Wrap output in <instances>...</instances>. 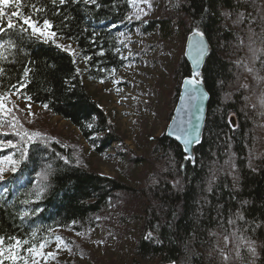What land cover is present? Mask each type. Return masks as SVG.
<instances>
[{"label": "trees", "instance_id": "trees-1", "mask_svg": "<svg viewBox=\"0 0 264 264\" xmlns=\"http://www.w3.org/2000/svg\"><path fill=\"white\" fill-rule=\"evenodd\" d=\"M150 2L153 8H158V16L139 22L128 19L132 6L129 0H96V4H84L81 0L63 6L53 5L51 0H24L26 13L32 12L33 4L44 9L35 18L50 20L52 30L57 33L54 38L71 45L74 53L57 48L51 41L45 43L43 38L32 37L30 33L10 34L18 48L6 53L7 60H0V67L4 69L0 75V91H8L23 80L27 67L29 82L23 91L31 96V104L66 121L94 154L104 155L110 144L122 140L109 116L87 91L84 80L95 83L112 80L129 60H134V52L126 55L132 33L147 36L156 32L161 39L182 33L184 39L198 26L205 32L210 47L199 77L209 93V101L202 143L193 149L195 165L185 161L181 147L163 133L152 140L149 176L156 182L146 189L128 186L77 165L71 150L62 142L51 140L45 146L42 141H36L17 171H6L5 179L0 181V236L32 242L47 239L51 243L60 232L62 235L76 231L78 223L107 211V201L119 191L135 199L142 198V229L153 233L151 239L143 234L137 239L132 264H225L217 252L222 238L236 228L240 229L237 235L256 241L258 257L253 264H264V156L247 155L264 115V81H258L256 73H252L254 78L239 62L254 65L261 77H264V65L260 60H251L252 54L246 46L248 25H234L232 19L224 20L220 15L227 7L224 0ZM255 2L257 8L264 7V0ZM255 30L260 31L259 27ZM241 39L244 45L240 44ZM255 47L264 58V44L258 41ZM173 75L180 79L178 95L181 80L190 75L183 56ZM238 78L245 80L249 87L231 88ZM45 104L47 109L43 107ZM172 110L173 107L170 116ZM230 113L236 117L235 130L227 123ZM19 120L24 122L20 117ZM0 131L9 133L0 135V143L9 140L20 143L19 137L7 127ZM8 155L20 159L17 148L0 149V157ZM49 165L51 172L41 182L40 174ZM174 180L180 182L179 188L172 186ZM210 181L211 193L207 191ZM244 201L247 204L242 206ZM25 211L29 212L28 216H23ZM237 211L243 212L247 223L237 221L231 230L233 225L227 220L234 218ZM255 225L261 227L255 232L248 230ZM209 234L212 238H208ZM229 247L234 252L235 247ZM212 248L216 259L221 261L207 256ZM240 251L245 260H238L237 264H248L249 254L243 248Z\"/></svg>", "mask_w": 264, "mask_h": 264}, {"label": "rangeland", "instance_id": "rangeland-1", "mask_svg": "<svg viewBox=\"0 0 264 264\" xmlns=\"http://www.w3.org/2000/svg\"><path fill=\"white\" fill-rule=\"evenodd\" d=\"M137 2L139 3V0ZM139 8L147 11L148 15L141 14V18L136 19L137 8L132 5L130 11L132 20L146 22L159 14L157 7L149 9L146 4L139 3ZM187 35L184 39L182 33L180 36L173 35L161 39L156 32L147 36L132 33L126 55L134 52L132 55L134 60H129L112 80L100 83L84 80L87 91L99 102L122 140L120 143L110 144L104 155L94 154L73 126L46 113L42 107L31 104V112L34 115L30 116L26 102L14 96H11L9 106L18 105L20 111L16 115L24 120L21 124L25 129L30 132H40L50 138V141L64 143L65 147L71 150L75 162L79 161L77 165L85 166L105 177L120 180L128 186H145L147 189L156 182L154 177L149 176L152 170L149 164L152 140L165 132L171 117L169 113L171 108L175 107L178 97L176 89L180 79L173 73L178 60L184 54ZM54 40L56 44L69 45L56 38ZM71 50L74 53L72 46ZM252 75L254 77V74ZM245 83V80L240 81L238 78L233 85L235 87L231 88H241L240 85ZM262 87L263 85L260 86ZM228 117L236 119L233 113ZM252 144L247 149L248 157H263L264 115ZM42 180L46 179L41 178V182ZM143 202L142 198L135 199L127 193L116 191L107 201L109 207L107 211L105 209L92 215L84 223H78L76 231H71L69 234L62 233L65 234V238L61 232L56 235L63 238L71 251L58 249L56 236L52 239L44 251L55 253V257L48 259L47 264H132L135 262L133 261L134 245L137 239L141 234L146 237L151 233L143 232L142 229ZM235 226L233 225L231 230H234ZM231 233L232 231L227 235ZM151 234L153 237V233ZM224 237L217 256L222 259L221 250H223L233 256L229 264H237L238 260L234 258V252L229 247V245L235 247V243L226 244ZM208 238H212L211 234ZM207 239L204 244H207ZM210 251L207 256L218 261L214 248ZM204 256L206 257V254ZM204 256L201 258L205 259ZM254 261L255 259L253 260L249 255L248 264L249 262L253 264Z\"/></svg>", "mask_w": 264, "mask_h": 264}, {"label": "snow or ice", "instance_id": "snow-or-ice-1", "mask_svg": "<svg viewBox=\"0 0 264 264\" xmlns=\"http://www.w3.org/2000/svg\"><path fill=\"white\" fill-rule=\"evenodd\" d=\"M53 5H65L69 2L79 3L81 0H51ZM84 4H96V0H82ZM130 4L137 8L136 19L141 18V14L144 16L148 15V12L142 8H139V3L146 4L150 9L152 4L150 0H129ZM227 7L220 13L224 20L232 19L234 25L247 24V48L251 52V60H260V63L264 65V58L258 55L260 49H257L255 45L259 41L261 44H264V7L257 8L255 0H224ZM98 6V5H97ZM249 7L252 8V11H248ZM25 4L24 0H0V60H7L8 56L6 53H11L13 50H17V44L10 38L12 33H30L32 37L43 38V42L48 43L49 41L55 43L54 37L57 35L53 31V24L48 19L37 20L35 14L42 13L44 9L36 7V5H31L32 12L26 13L24 11ZM203 11H208L204 9ZM128 19H132L131 16ZM115 27V25H113ZM256 27H259L260 31L255 30ZM123 35V34H122ZM5 37H9L5 39ZM189 39V48L191 52L189 53L192 56V62L196 66L197 70H194L192 78L184 81L186 85L190 87V94L188 99L192 102L190 107L195 108L196 112L200 115L196 116L197 123H193L191 119L188 120L186 126H178L174 129L170 135H174L177 141H182L184 145V152L186 153L183 156V159L187 162L195 165V158L191 155L190 146L193 144H201V135H200V124L199 121L202 118L204 113L203 101L208 98L209 94L201 88L202 81L200 80V71L198 70L201 62L205 58V53L209 50V45L205 43L206 35L198 26L192 32V35ZM240 44L244 45V40H240ZM57 48H61L64 51L71 52V46H64L56 44ZM100 55H103L101 52ZM90 59V57H85V60ZM241 63L248 73H256V79L258 81H264V77L259 76V70L255 69L253 66H248ZM79 71V70H77ZM30 70L26 67L23 72L24 79L19 81L17 84L12 85L8 91H0V130H3L5 127L11 130V134L19 137L20 143H14L9 140L3 143H0V149L5 146L11 148H17L20 153V159H14L12 155L0 157V181L5 179V172L11 171L15 173L23 159L28 156L29 148L36 142L42 141L45 146L50 141V138L45 137L40 132H30L23 127L20 123L19 117L16 115L20 111L18 105L13 104L9 106V101L12 95H16L18 98L26 101V108L28 109V115L32 116L34 113L31 112V96L27 95L23 90L27 87L28 77ZM4 74V69L0 67V75ZM103 82V81H101ZM241 88L247 89L248 84H241ZM183 99V97H182ZM264 104V101H262ZM45 109L48 108V105H43ZM175 119V118H174ZM227 123L230 125L232 130H235L238 125L236 121L232 118H228ZM88 128H92L91 124L87 125ZM8 132L0 131V135H8ZM65 163H69L64 157ZM79 163V161H77ZM249 166H251L249 164ZM183 165H181V168ZM51 172V165L42 172L40 175L42 179H47L48 175ZM180 182L174 180L172 186L174 188H179ZM7 192V189H4ZM209 193L212 192V182H209V187L207 189ZM39 198V194H37ZM23 203H28V201H23ZM247 204V201L242 202ZM29 212L25 211L23 216H28ZM176 213H173L175 217ZM195 215V214H194ZM22 216V218H23ZM196 220L199 217H195ZM237 221H245V217L242 211H237L234 214V218H229L227 223L229 225H236ZM247 223V221H245ZM261 227V225H255L254 227L248 229L255 232L256 228ZM240 231L239 228H236L230 236H225L224 240L227 243H235L234 248V258L240 261H244L245 257L241 254L240 249L243 248L247 254H249L253 260L258 257L256 241L251 239L248 236L237 235ZM35 236V233H33ZM146 239H151L152 234L149 233ZM57 241L58 249H68V245L64 242L63 238L60 236L55 237ZM159 242V241H157ZM50 241L47 239L40 241H29L23 240L19 237H5L0 236V264H5V262H10V264H47V260L55 257V253L45 252L44 249L49 245ZM187 247V246H186ZM222 261L229 262L233 259V256L228 255L223 250H221ZM250 264V262H249Z\"/></svg>", "mask_w": 264, "mask_h": 264}, {"label": "water", "instance_id": "water-1", "mask_svg": "<svg viewBox=\"0 0 264 264\" xmlns=\"http://www.w3.org/2000/svg\"><path fill=\"white\" fill-rule=\"evenodd\" d=\"M194 31V30H193ZM192 31V32H193ZM192 32L189 33L186 37V40H185V47H184V54H183V57H184V60L187 62L189 68H190V75L189 76H186L184 77L182 80H181V83H180V87H179V93H178V97H177V100H176V104H175V107L174 109L172 110V113H171V117H170V120L165 128V136L168 137L169 139L175 141L182 149V152L183 154L185 155L186 153L184 152V145H183V142L182 141H177L175 139V136L174 135H170V133L176 129L178 126H186L187 125V122L189 119L192 120L193 123H197L196 121V116L197 115H200L199 113L196 112L195 108H192L190 107L191 105V101L188 99V96L190 94V87L188 85H186L184 83L185 80L187 79H191L192 78V75H193V72L194 70H197L196 69V66L193 64L192 62V56L189 54L191 52V49L189 48V37L192 35ZM205 43L209 45V42L206 38L205 40ZM210 49V47H209ZM209 54V50L205 53V58L204 60L201 62V65L199 67V71H201L202 69V66L207 58ZM201 88L207 92L203 82L201 84ZM208 93V92H207ZM209 94V93H208ZM183 97V99H182ZM208 101H209V96L207 99H205L203 101V107H204V113L202 115V118L201 120L199 121V124H200V135H201V139H202V133H203V127H204V123H205V119H206V113H207V105H208ZM175 118V119H174ZM197 145L199 144H193L190 146V149H191V155L194 157L193 155V149L194 147H196Z\"/></svg>", "mask_w": 264, "mask_h": 264}]
</instances>
